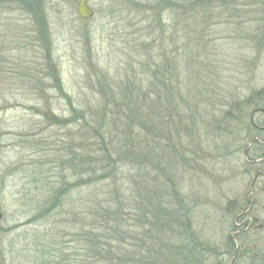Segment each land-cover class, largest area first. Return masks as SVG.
Wrapping results in <instances>:
<instances>
[{"label":"rangeland","instance_id":"obj_1","mask_svg":"<svg viewBox=\"0 0 264 264\" xmlns=\"http://www.w3.org/2000/svg\"><path fill=\"white\" fill-rule=\"evenodd\" d=\"M80 1L0 0V264H81L102 199L120 230L92 264H264V0L187 51L171 0ZM108 128L128 157L91 176Z\"/></svg>","mask_w":264,"mask_h":264},{"label":"trees","instance_id":"obj_2","mask_svg":"<svg viewBox=\"0 0 264 264\" xmlns=\"http://www.w3.org/2000/svg\"><path fill=\"white\" fill-rule=\"evenodd\" d=\"M171 1H172V5L169 6V9H171V25H172V28L174 27V29L176 30L175 33H177V36L178 34H180V36H178L176 40V43L181 50L187 51L189 50L188 46L193 44L197 40V38H199L198 41H201V42L203 41V36H206V33L204 32L205 28L203 24L206 23V20H209V22L213 26V23L215 24V21L220 18L219 14H221V12L224 10V7H226L229 4V2H232L233 0H171ZM33 6H35V4ZM33 12H36V11L34 10ZM199 16H201V19L199 18ZM202 17H205L203 20L204 22H202ZM161 33H163V35L165 34L164 32H161ZM169 40L170 42H172L173 36L170 37ZM168 84L169 83H167V85ZM167 85L165 87H168ZM147 100L149 99L146 96L145 97L146 104L143 105V108L148 107ZM139 107H140V113L141 112L143 113L141 105ZM154 107H155V104H154ZM148 114H149L148 116L150 118V122L153 125L157 117L156 115H154L153 112H149ZM103 128L105 127H102V129ZM99 137L101 139L98 138L99 140H98L97 146L99 150L102 152L103 159L100 160L97 158L96 168L89 166L90 167L89 173L91 176L93 175V173L98 172V170L106 171L109 169H116L117 167H120V168L122 167V166H119V162H118L120 161L119 159L115 161H110L108 157L106 156L107 152H112V151H115L117 152V154H121L123 156L121 152L122 150L121 144L116 143L117 141L115 140L117 139H115V134L113 135L111 128H108L106 133L104 135L102 134ZM106 140H108L109 142L106 143ZM139 151H140V147H136L134 148V151L130 152V154H134V159L137 160L138 158H140ZM151 152H153L152 149H151ZM123 157H128V156L124 155ZM84 165L85 164H83L82 166ZM90 180H92V178ZM67 191L61 193V195L67 196L68 194V193L66 194ZM66 209H68L66 222L69 225H72L73 222L76 223L77 221H79L80 219L78 220V216L80 217L81 215H83V213H81L80 215H77L76 212H74V210L70 208V206L68 205H66ZM63 210H65V207L62 204V212H61L62 214H63ZM118 211L114 212L113 206L110 200H106V199L100 200V202H97L95 204L92 210L90 209V211H88L91 222L88 224L83 222L79 228L80 234H82L81 236L82 246L80 247V251L83 254L79 256L80 261H82L83 259L81 264H86L85 260L91 261L90 264H92L94 261L93 260L94 258L95 260H99L101 257H105L106 254H108L107 251L110 248L108 247L106 251V246L102 247V245L101 246L98 245L95 247L93 245V239H94V236L100 237L101 234L112 232V230L109 229V225H106L110 221L111 222L115 221L114 223L116 224L114 228L115 230L113 231V233H119L120 227L118 226V222H117L118 218H115V217L120 216ZM154 227H156V225H154ZM69 228H71V226H69ZM95 250L100 256L93 255V252H95ZM103 250H105V254Z\"/></svg>","mask_w":264,"mask_h":264},{"label":"water","instance_id":"obj_3","mask_svg":"<svg viewBox=\"0 0 264 264\" xmlns=\"http://www.w3.org/2000/svg\"><path fill=\"white\" fill-rule=\"evenodd\" d=\"M88 0H81L78 6V14L81 19L83 20H89L93 17L94 11L88 7L87 5ZM1 218V215H0Z\"/></svg>","mask_w":264,"mask_h":264},{"label":"flooded vegetation","instance_id":"obj_4","mask_svg":"<svg viewBox=\"0 0 264 264\" xmlns=\"http://www.w3.org/2000/svg\"><path fill=\"white\" fill-rule=\"evenodd\" d=\"M263 175H264V173H263ZM255 183V182H254Z\"/></svg>","mask_w":264,"mask_h":264}]
</instances>
